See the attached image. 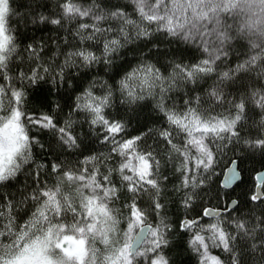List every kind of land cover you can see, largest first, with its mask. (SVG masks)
<instances>
[{
	"label": "snow or ice",
	"instance_id": "1",
	"mask_svg": "<svg viewBox=\"0 0 264 264\" xmlns=\"http://www.w3.org/2000/svg\"><path fill=\"white\" fill-rule=\"evenodd\" d=\"M241 152L264 0H0V264H264Z\"/></svg>",
	"mask_w": 264,
	"mask_h": 264
},
{
	"label": "trees",
	"instance_id": "2",
	"mask_svg": "<svg viewBox=\"0 0 264 264\" xmlns=\"http://www.w3.org/2000/svg\"><path fill=\"white\" fill-rule=\"evenodd\" d=\"M26 2H27V0H25V3ZM13 23H16V21L13 20ZM41 27H43V26H41ZM29 31H32V30L29 29ZM43 31L45 34L49 33V30L47 28H44ZM40 34L41 33L39 31L36 32L37 36H39ZM53 90L55 91V87L53 88ZM230 155H231V153H229L228 156H225L223 158V161L221 163V168L223 170H226V168L229 164V156ZM241 155L244 157V159L241 162L242 168L244 170V182L242 184H240L239 186L234 187V191L236 193H241V192H243V190L245 189L246 186H251V179L249 178V173H251L253 169L260 170L261 164H264V157H262L259 152H256L252 155H248V154L241 152ZM232 158L235 159L237 157H232ZM222 179H223L222 172L218 171L216 173V176L213 177L211 189L215 190V188L217 186V181L222 180ZM221 187H223V186H221ZM237 199H239V196H237ZM181 259L184 260L185 257L182 256ZM191 264H195V257H192Z\"/></svg>",
	"mask_w": 264,
	"mask_h": 264
}]
</instances>
